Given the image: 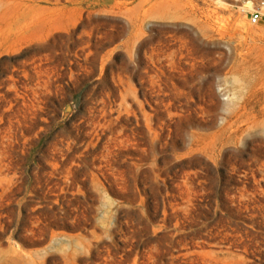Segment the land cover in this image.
<instances>
[{"label":"rangeland","instance_id":"rangeland-1","mask_svg":"<svg viewBox=\"0 0 264 264\" xmlns=\"http://www.w3.org/2000/svg\"><path fill=\"white\" fill-rule=\"evenodd\" d=\"M195 2L0 0V264H264V0Z\"/></svg>","mask_w":264,"mask_h":264},{"label":"bare ground","instance_id":"bare-ground-1","mask_svg":"<svg viewBox=\"0 0 264 264\" xmlns=\"http://www.w3.org/2000/svg\"><path fill=\"white\" fill-rule=\"evenodd\" d=\"M194 15L188 20L192 27L187 29L192 33L194 29L207 33L211 30L212 19L218 13L215 8L200 7L195 0H188ZM167 5V0H113L109 10L115 13H129L133 26V43L137 45L140 37L145 34L146 22L153 13H161V9Z\"/></svg>","mask_w":264,"mask_h":264},{"label":"built area","instance_id":"built-area-1","mask_svg":"<svg viewBox=\"0 0 264 264\" xmlns=\"http://www.w3.org/2000/svg\"><path fill=\"white\" fill-rule=\"evenodd\" d=\"M258 18H259V14H258V13H255V14L252 16V19H253L254 21H256Z\"/></svg>","mask_w":264,"mask_h":264}]
</instances>
